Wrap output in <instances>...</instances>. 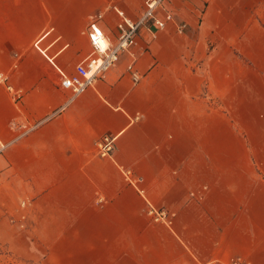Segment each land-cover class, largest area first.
Returning <instances> with one entry per match:
<instances>
[{
    "label": "crops",
    "instance_id": "obj_1",
    "mask_svg": "<svg viewBox=\"0 0 264 264\" xmlns=\"http://www.w3.org/2000/svg\"><path fill=\"white\" fill-rule=\"evenodd\" d=\"M98 4L0 0V221L29 226L2 240L24 264H264V0H169L186 29L140 32V80L125 53L75 96Z\"/></svg>",
    "mask_w": 264,
    "mask_h": 264
},
{
    "label": "built area",
    "instance_id": "obj_2",
    "mask_svg": "<svg viewBox=\"0 0 264 264\" xmlns=\"http://www.w3.org/2000/svg\"><path fill=\"white\" fill-rule=\"evenodd\" d=\"M169 0H145L144 9L138 16L129 15L117 4L108 6L97 13L89 22L87 35L93 46V52L84 61L79 63L74 72L61 71V84L69 89L73 95H79L93 86L97 79L104 78L108 72L116 67L123 54H130L132 60L127 66V71L135 82L140 80V74L136 67L137 57L132 48L138 42L140 32L147 30L152 38H156L159 31H166L170 22L174 21V13L166 9V13L160 12L166 7ZM110 14L115 19L113 33H107L103 29V23ZM114 15V16H112ZM186 24L179 26L178 32L185 31ZM37 127V124L34 126ZM101 154L108 156L114 149V138L106 136L100 144ZM149 214L155 221H167L168 212L164 209L151 207ZM234 264H246L236 262Z\"/></svg>",
    "mask_w": 264,
    "mask_h": 264
},
{
    "label": "rangeland",
    "instance_id": "obj_3",
    "mask_svg": "<svg viewBox=\"0 0 264 264\" xmlns=\"http://www.w3.org/2000/svg\"><path fill=\"white\" fill-rule=\"evenodd\" d=\"M144 2L145 0H99L98 8L96 9L95 14L101 12L102 10H105L110 5L117 4L118 6L123 8L129 15L138 16L141 14V12L144 9ZM165 13H166V9L164 8L161 10L160 14L163 15ZM174 16H175L174 21L170 22L168 26L173 24L176 28V31L178 32L177 28L182 24H186V23L185 22L178 23L176 21L175 13ZM105 22L114 25V20L111 18L110 14L107 15V19ZM27 227L29 226H26L24 224H16V222L12 220L6 223L0 221V264H24L22 259L18 260L16 258L17 253L14 249L15 247L8 246L7 242L3 241L2 238L4 239L5 236L8 237L13 236V239H16L17 236L21 235V233L28 232ZM16 242L19 243V241L17 240L15 241V243Z\"/></svg>",
    "mask_w": 264,
    "mask_h": 264
}]
</instances>
